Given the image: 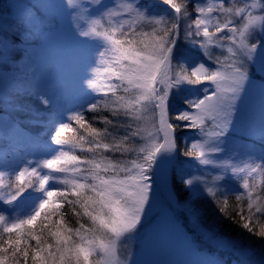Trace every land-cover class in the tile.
Wrapping results in <instances>:
<instances>
[{
	"label": "snow or ice",
	"instance_id": "obj_1",
	"mask_svg": "<svg viewBox=\"0 0 264 264\" xmlns=\"http://www.w3.org/2000/svg\"><path fill=\"white\" fill-rule=\"evenodd\" d=\"M22 6L0 24L5 69L16 44L51 22L39 0ZM58 6L55 24L84 46L82 98L62 103L26 72L0 98L36 121L43 135L34 141L48 146L17 159L8 139L0 144V264H138L128 243L162 200L235 264H264V252L257 259L242 238L204 228L196 205L210 201L227 218L234 196L240 227L264 241V114L257 121L247 103L260 91L264 113V0ZM186 49L203 60L192 63ZM20 51L25 58L27 47ZM32 99L47 111L43 120ZM23 123L14 117L6 127L18 136Z\"/></svg>",
	"mask_w": 264,
	"mask_h": 264
},
{
	"label": "rangeland",
	"instance_id": "obj_2",
	"mask_svg": "<svg viewBox=\"0 0 264 264\" xmlns=\"http://www.w3.org/2000/svg\"><path fill=\"white\" fill-rule=\"evenodd\" d=\"M156 3V0H152ZM33 2V0H3L0 3V24L7 26L8 22L21 16L23 13L22 3ZM42 11L51 21L48 31L38 33L27 44L17 43L16 51L12 52L14 58L5 69L0 64V98L10 86V78L19 76L21 73L34 75L44 90L52 92L57 99L70 102L79 95L80 79L83 75L85 52L84 46L80 44L71 33L67 24L57 27L55 18L60 15L59 0H39ZM27 47L26 59L20 57L22 50ZM6 49L0 44V53ZM191 51H196L190 49ZM17 52H19L18 57ZM24 55V54H23ZM203 60V57L198 56ZM196 61H192L195 63ZM19 69V72L13 69ZM184 95V93H181ZM261 96L258 90H253L247 103L255 108L257 121L261 119ZM33 114L39 112V119L47 116L38 101L32 99L26 101ZM3 106L0 111V144L8 139L15 158L35 155H43L48 151V146L42 141H34L43 135V130L36 121L25 119L18 114L13 107ZM24 120L21 135H15L6 122L13 118ZM259 146L258 140L256 141ZM21 150L20 154L16 150ZM188 167L189 165H185ZM181 202H183L181 200ZM204 228H213L202 221ZM198 247L199 249H196ZM128 248L136 253L134 257L138 264H207L208 260L215 259L220 264H235V257L227 251L217 249L211 242L207 241L201 232L193 227L186 212L178 208H169L167 203L159 201L150 215L143 221L136 239L128 243ZM259 258L257 249H253ZM127 251L125 250V255Z\"/></svg>",
	"mask_w": 264,
	"mask_h": 264
},
{
	"label": "trees",
	"instance_id": "obj_3",
	"mask_svg": "<svg viewBox=\"0 0 264 264\" xmlns=\"http://www.w3.org/2000/svg\"><path fill=\"white\" fill-rule=\"evenodd\" d=\"M152 2L155 3L154 1ZM156 3H159V0H156ZM186 51H188L195 58L194 61H196V59H199L198 56L200 57V54L198 51H193V50L191 51L190 49H186ZM20 57H22L23 59H26L27 56H25L24 58V55L21 54ZM15 58H19L18 55ZM2 110H3V106L0 104V111ZM92 116L93 114L91 113L87 114V118L89 120L92 119ZM100 126L101 125H97V127H100ZM181 147H183L182 143H181ZM20 151H21L20 149L16 150V153L20 154ZM180 159L189 161L191 163L190 158L180 156ZM186 198L187 196L185 194L183 197H181V200L183 201ZM229 202H230V207L228 210L227 218L222 217L219 211L214 207V205L210 201H196V205L197 207H201L203 209L204 215H203L202 221L206 225H210L213 228L218 227L221 234H226L231 237H240L243 239L245 246L251 247L252 249H257L259 252L260 251L264 252V241H262L256 236H250L245 230H243L240 227V218L236 214L237 201L235 200V197L230 196ZM245 207H246V202H245ZM72 223L74 224L75 221L72 220ZM261 223H264V221H261ZM196 249H199V248L196 247Z\"/></svg>",
	"mask_w": 264,
	"mask_h": 264
}]
</instances>
